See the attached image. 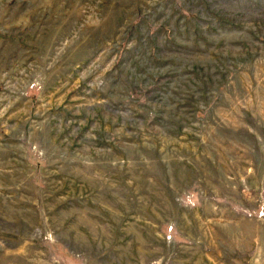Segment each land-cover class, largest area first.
<instances>
[{"label":"rangeland","instance_id":"1","mask_svg":"<svg viewBox=\"0 0 264 264\" xmlns=\"http://www.w3.org/2000/svg\"><path fill=\"white\" fill-rule=\"evenodd\" d=\"M0 264H264V0H0Z\"/></svg>","mask_w":264,"mask_h":264}]
</instances>
